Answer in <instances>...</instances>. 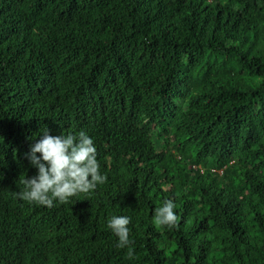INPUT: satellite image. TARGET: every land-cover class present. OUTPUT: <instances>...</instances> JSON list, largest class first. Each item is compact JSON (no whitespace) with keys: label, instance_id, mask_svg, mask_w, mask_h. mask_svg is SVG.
Wrapping results in <instances>:
<instances>
[{"label":"trees","instance_id":"obj_1","mask_svg":"<svg viewBox=\"0 0 264 264\" xmlns=\"http://www.w3.org/2000/svg\"><path fill=\"white\" fill-rule=\"evenodd\" d=\"M44 126L107 182L20 200ZM0 137V264H264V0H0Z\"/></svg>","mask_w":264,"mask_h":264},{"label":"clouds","instance_id":"obj_2","mask_svg":"<svg viewBox=\"0 0 264 264\" xmlns=\"http://www.w3.org/2000/svg\"><path fill=\"white\" fill-rule=\"evenodd\" d=\"M39 132V139L31 143L25 153L36 174L20 180L23 189L16 194L20 200L53 208L57 204L68 203L70 198L80 193L89 195L107 182L106 174L100 171L93 138L85 130L52 135L44 126ZM175 207L173 200L165 199L154 211L155 223L176 227L178 216L174 212ZM130 220L127 215H111L106 224L117 237L115 247L127 249V256L131 259L135 253L128 227Z\"/></svg>","mask_w":264,"mask_h":264}]
</instances>
